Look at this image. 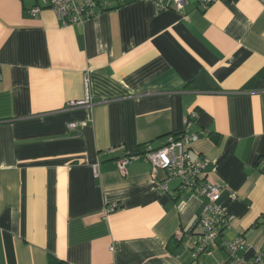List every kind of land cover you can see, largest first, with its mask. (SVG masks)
Here are the masks:
<instances>
[{
  "label": "crops",
  "instance_id": "crops-1",
  "mask_svg": "<svg viewBox=\"0 0 264 264\" xmlns=\"http://www.w3.org/2000/svg\"><path fill=\"white\" fill-rule=\"evenodd\" d=\"M106 2L66 26L44 0H0V264L227 261L221 246L193 258L185 236L205 198L163 190L144 158L118 169L192 112V153L232 217L223 238L264 252V5Z\"/></svg>",
  "mask_w": 264,
  "mask_h": 264
},
{
  "label": "built area",
  "instance_id": "built-area-1",
  "mask_svg": "<svg viewBox=\"0 0 264 264\" xmlns=\"http://www.w3.org/2000/svg\"><path fill=\"white\" fill-rule=\"evenodd\" d=\"M57 15L63 25L83 24L96 17L106 9V0H44ZM189 0H157L159 8L174 4L176 9L183 8ZM203 10L208 9L214 0H196ZM264 5V0H260ZM42 7L33 6L28 12L37 16ZM1 77V71H0ZM75 105V103H74ZM198 112H192L185 120L186 129L177 136L171 134L165 137L160 146L154 148L146 146L143 153L128 154L118 161V169L122 174L127 173V165L132 161L144 158L148 160L156 173L159 170L165 172V179L161 183L163 190L167 189V182L179 180L181 191L189 195H197L206 199L207 203L185 236L189 240L193 258L201 255H212L219 246L228 255L227 261L222 264H264V252L257 251L251 258L242 256L249 246V241L244 235L234 239H224L223 232L230 226L232 217L216 203L222 186L210 181L206 176L209 159L203 155H193V144L199 140L200 135L190 133V128L195 124ZM75 127L76 124H70ZM120 149L119 147L113 150ZM260 169L264 170V157L258 162Z\"/></svg>",
  "mask_w": 264,
  "mask_h": 264
},
{
  "label": "trees",
  "instance_id": "trees-1",
  "mask_svg": "<svg viewBox=\"0 0 264 264\" xmlns=\"http://www.w3.org/2000/svg\"><path fill=\"white\" fill-rule=\"evenodd\" d=\"M178 134H180V133H178ZM178 134H175V135L177 136ZM167 136H169V135H167ZM167 136H165V137H167ZM54 263H59V262L56 261L54 256H50V264H54Z\"/></svg>",
  "mask_w": 264,
  "mask_h": 264
},
{
  "label": "rangeland",
  "instance_id": "rangeland-1",
  "mask_svg": "<svg viewBox=\"0 0 264 264\" xmlns=\"http://www.w3.org/2000/svg\"><path fill=\"white\" fill-rule=\"evenodd\" d=\"M217 249V248H216ZM215 249V250H216ZM208 259V260H207ZM212 258H208L207 256L203 257V259L201 260L203 263L205 262L206 264H209L208 261L211 260ZM204 260V261H203ZM204 263V264H205Z\"/></svg>",
  "mask_w": 264,
  "mask_h": 264
}]
</instances>
